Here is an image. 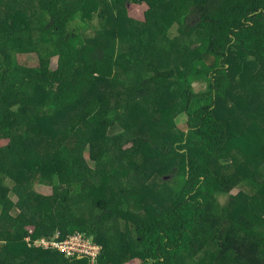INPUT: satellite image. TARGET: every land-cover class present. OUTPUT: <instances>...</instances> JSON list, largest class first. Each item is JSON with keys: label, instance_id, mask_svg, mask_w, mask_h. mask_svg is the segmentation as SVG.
I'll return each instance as SVG.
<instances>
[{"label": "trees", "instance_id": "trees-1", "mask_svg": "<svg viewBox=\"0 0 264 264\" xmlns=\"http://www.w3.org/2000/svg\"><path fill=\"white\" fill-rule=\"evenodd\" d=\"M262 118L264 0H0V264H264V155L216 166Z\"/></svg>", "mask_w": 264, "mask_h": 264}, {"label": "rangeland", "instance_id": "rangeland-1", "mask_svg": "<svg viewBox=\"0 0 264 264\" xmlns=\"http://www.w3.org/2000/svg\"><path fill=\"white\" fill-rule=\"evenodd\" d=\"M235 51L233 52V54L230 55L231 56L230 61L232 62L233 67H234V68L232 67L233 70L231 72V77L233 78L234 85L237 86L238 89H240L239 83H240L241 79L247 78L253 72V70L255 69V66L252 62H250V60H247V59H244L243 57H240V54L239 53L236 54ZM239 57L241 59L240 60L241 65H239V62H238ZM32 61H33V59L30 60V63ZM237 63H238V65L236 66ZM202 87H204L203 83H195L194 84L195 90H200V89H202ZM153 95H154L153 88L149 87L147 90L141 91L138 95L132 96V97H137L138 99L142 100L141 105H144V106L147 105L149 107V110H153V101H154ZM232 99L233 98H228L227 104L221 103V106H222V109L224 112L226 111V109H233L234 110L235 108H237V107H235ZM259 109H263V107L260 106ZM237 111H239V110H237ZM228 115H229L228 113H225V117ZM229 119L232 121L231 122L232 123V131L233 132L234 131L240 132L242 130L241 126L236 124L233 117H230ZM185 120H186L185 115H181V116H178L176 118V122L181 127H182L183 123H185L184 122ZM260 123H262V127L260 128L262 130H259V132L264 131V118H262L260 120ZM116 131H117V129H113L111 132H116ZM258 133L249 134L248 135L249 142L242 140V139H233L231 141V144L229 145L230 148L226 151L227 158L223 159V162H225V163H223V165L217 164L216 165L218 168L217 171L219 172L221 170L219 168L226 167L227 164H233L234 165V164H238V163L244 164L242 166L243 170L250 171L251 168L253 167V165L255 164V162L256 161L258 162V160H255V159L253 161L249 162L250 156L245 155V154H249V149L252 148L251 145L253 144L255 147L254 148V151L256 150L255 154L259 153L260 155L261 154L264 155V140H261V141H258V139L256 140ZM256 141H258L260 143L257 144V143H255ZM228 151H230V152H228ZM6 184L9 186L11 185L10 181H8V180H6ZM35 189L42 194L50 193V189L47 188L46 186L36 185ZM245 189H247V188H245ZM237 192H238L237 188L232 191L233 194H235ZM10 195H11V198H13L14 200L16 199L12 193H10ZM224 200H225V198L222 197L221 201H224ZM250 204H251V207L255 208V212L258 215H262L264 217V201L262 202V200H261V202H258V200H251ZM241 209H243V208H240L239 206H235V208H234L235 211H239ZM25 239H26V241L31 240L29 237H26ZM84 261L85 260H82V262H84Z\"/></svg>", "mask_w": 264, "mask_h": 264}, {"label": "built area", "instance_id": "built-area-1", "mask_svg": "<svg viewBox=\"0 0 264 264\" xmlns=\"http://www.w3.org/2000/svg\"><path fill=\"white\" fill-rule=\"evenodd\" d=\"M32 245L36 248L57 251L65 257L85 258L90 264L96 263L101 250V245L93 242L90 237L82 232L62 236L57 231L52 238L41 237L32 242Z\"/></svg>", "mask_w": 264, "mask_h": 264}]
</instances>
